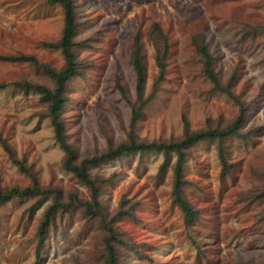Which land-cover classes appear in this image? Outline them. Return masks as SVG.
<instances>
[{
    "label": "rangeland",
    "instance_id": "1",
    "mask_svg": "<svg viewBox=\"0 0 264 264\" xmlns=\"http://www.w3.org/2000/svg\"><path fill=\"white\" fill-rule=\"evenodd\" d=\"M74 7L83 74L68 82L60 117L79 162L130 135L178 141L187 131L233 122L239 108L213 89L196 35H204L221 81L234 83L247 117L237 136L186 151L183 192L196 211L192 225L174 199L177 154L166 151L126 153L91 166L103 209L94 218L81 204L90 200L89 188L64 167L48 104L28 89H52L54 79L41 66L11 59L34 56L61 70L63 8L52 0H0V191L23 189L33 179L54 191L0 204V264H107L105 223L117 232L119 264H264V0H74ZM151 34L167 50L166 70L133 124L137 35L147 94L159 76ZM55 192L74 204L56 209L40 243Z\"/></svg>",
    "mask_w": 264,
    "mask_h": 264
},
{
    "label": "trees",
    "instance_id": "2",
    "mask_svg": "<svg viewBox=\"0 0 264 264\" xmlns=\"http://www.w3.org/2000/svg\"><path fill=\"white\" fill-rule=\"evenodd\" d=\"M52 3H59L64 11V26L62 31V37L59 42V47L61 48L64 58L65 66L61 70H54L47 66H44L38 62V59L34 56H20L16 59L20 61H30L36 66H41L47 74H49L55 82L54 88H48L44 85L31 86L28 84V89L31 87L36 89L41 95L44 102L48 104L49 116L52 120V124L55 131V138L57 143L61 146L66 154V159L64 161V167L73 173L82 183H84L90 190V200L86 202H81L85 207V211L88 215L96 218L103 217V209L100 203V191L96 181L92 178L90 174V167L98 165L102 162L114 159L126 153L132 152H152V151H166L174 152L177 154V162L174 169V184H173V194L176 203L181 207L185 213V219L187 224L190 226L193 224L195 219L196 211L193 209L191 204L187 201L184 196V177H183V167L186 157V151L190 149L193 145L204 141V140H223L231 136H237L242 129L248 113V106L240 98L239 95L235 94L233 90L234 83L228 82L224 84L219 78L213 67V57L210 49L206 43L204 35H196L193 38L194 45L197 52L202 56L204 61V72L207 78L213 85V89L227 95L232 99L238 106L239 111L237 117L233 122L224 128H207L199 131H187L183 138L178 141L162 142V141H139L133 135H130L128 142L122 143L117 147H110L107 151L93 155L86 158L82 162L78 161V156L73 147L67 142L65 134V126L61 120L60 114L66 104L65 91L68 82L76 77L81 76L83 72L80 70V64L77 60L75 53V42L74 38L76 36L77 20L76 12L74 7V0H52ZM156 32L162 37V33L159 27L156 26ZM152 34H154L152 32ZM151 37L155 43L156 48V63L159 69V76L156 83L152 89L151 94L146 93V80H147V69L145 65V58L143 54V48L140 41L139 35L135 37V42L132 50V63L136 73V102L132 109V122L138 120L146 106L154 99L157 91L158 84L163 80V76L166 70V54L167 50L163 49L155 36ZM157 40V41H156ZM164 40H162L163 42ZM166 45V43H165ZM222 156V154H221ZM224 161V156L221 157ZM21 167H24L21 164ZM54 191L42 188L36 179H33L31 186L25 187L23 189L13 188L6 192L0 191V204L6 202L10 199L16 197L30 196L34 194H49ZM56 193L55 203L49 208L46 213L44 220L42 222L39 237L40 243L43 242L47 229L50 225L51 219L59 207L71 206L74 204L73 201L68 203L59 200V193ZM105 228L107 232V237L104 241L105 258L107 264H119V256L117 254V242L119 238L114 227L105 223Z\"/></svg>",
    "mask_w": 264,
    "mask_h": 264
}]
</instances>
